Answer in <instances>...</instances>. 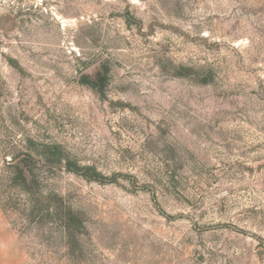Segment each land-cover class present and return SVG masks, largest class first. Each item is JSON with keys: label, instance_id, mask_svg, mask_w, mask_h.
Here are the masks:
<instances>
[{"label": "rangeland", "instance_id": "rangeland-1", "mask_svg": "<svg viewBox=\"0 0 264 264\" xmlns=\"http://www.w3.org/2000/svg\"><path fill=\"white\" fill-rule=\"evenodd\" d=\"M0 264H264V0H0Z\"/></svg>", "mask_w": 264, "mask_h": 264}, {"label": "trees", "instance_id": "trees-1", "mask_svg": "<svg viewBox=\"0 0 264 264\" xmlns=\"http://www.w3.org/2000/svg\"><path fill=\"white\" fill-rule=\"evenodd\" d=\"M107 73L108 69L103 68L97 73V77L95 79L91 78L87 74H82L81 81L94 87L99 92H102L103 83L105 82V76H107ZM43 147L44 149L38 153V157L52 166L64 163V167L67 170L82 175L86 179L98 180L100 182L112 181L100 172H97L95 169L80 166L77 163L68 160L67 156H65L63 150L58 145H44ZM20 161L26 160L21 159ZM25 165L26 164H16L12 167L11 181L14 183V186L29 192V183L38 181V176L35 174L33 169H28ZM59 201V203L55 202L52 206H48L46 211L48 215L59 220L61 223L60 228L64 237L68 240L69 244L72 245L73 241H77L76 237L79 233H81L84 227L82 217L71 207L65 206L61 203L62 200Z\"/></svg>", "mask_w": 264, "mask_h": 264}]
</instances>
